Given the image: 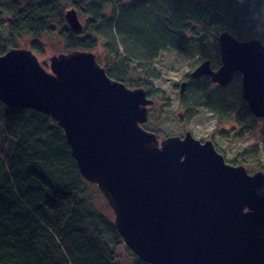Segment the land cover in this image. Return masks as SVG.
<instances>
[{
	"label": "water",
	"instance_id": "95a60500",
	"mask_svg": "<svg viewBox=\"0 0 264 264\" xmlns=\"http://www.w3.org/2000/svg\"><path fill=\"white\" fill-rule=\"evenodd\" d=\"M81 29L75 9L65 12ZM220 65L202 61L191 77L225 87L241 75V96L264 116V44L218 35ZM29 48L0 55V102L44 113L63 130L82 177L96 185L114 212L125 244L150 264H264V173L227 164L212 141H159L143 129V87L108 76L91 51L49 58L45 69ZM185 83H181L180 92Z\"/></svg>",
	"mask_w": 264,
	"mask_h": 264
},
{
	"label": "trees",
	"instance_id": "16d2710c",
	"mask_svg": "<svg viewBox=\"0 0 264 264\" xmlns=\"http://www.w3.org/2000/svg\"><path fill=\"white\" fill-rule=\"evenodd\" d=\"M107 8L114 16L106 15ZM69 9L90 16L89 26L73 31L64 17ZM0 27L6 31L0 34V55L21 48L18 41L24 36L26 48L44 55L42 35L57 30L67 52H94L103 39L113 55L104 67L108 76L128 88H144L145 78L129 77L126 66L116 62L118 48L104 33L121 42L127 66L130 58L149 62L168 49L180 52L195 44L201 63L209 60L217 68L220 32L264 44V0H0ZM197 28L212 32L213 54L194 32ZM188 77L199 84L193 105L202 104L219 118L231 111L241 124L253 117L240 93L239 73L232 78L236 95L215 101L208 99L209 76ZM146 123L142 127L149 131ZM66 143L48 115L0 102V264H117L118 247L134 258L132 264H150L125 244L114 216L96 208L94 194L104 197L80 175Z\"/></svg>",
	"mask_w": 264,
	"mask_h": 264
},
{
	"label": "rangeland",
	"instance_id": "374dc122",
	"mask_svg": "<svg viewBox=\"0 0 264 264\" xmlns=\"http://www.w3.org/2000/svg\"><path fill=\"white\" fill-rule=\"evenodd\" d=\"M105 12L109 17L114 16V11L111 8H107ZM5 16L6 14H1L2 18ZM77 16L82 25L81 29L89 26L90 16L82 15L80 12H77ZM5 32V29L0 27V34L4 35ZM194 32L204 39L205 48L211 49L213 54L212 40L214 36L212 32L200 28L195 29ZM103 37L111 41L113 46H117L119 55L118 58H114L116 62L126 66L130 73L129 77L145 78L144 88L150 93L149 97L154 100L149 107V120L145 125L150 128V132L158 135L155 134L158 139L167 136L183 137L189 131L198 140H211L227 164L241 165L247 169L248 173L255 171L264 173V120L254 116L256 119L247 120L241 124L231 111H222L219 118L202 104L193 105L195 102L192 97L193 91L199 84L192 82L188 76L201 62V48L193 44L192 47L180 52L168 49L149 62L130 58L131 63H128L127 66L121 42L118 39L114 41L110 32L104 33ZM41 39L46 47L44 55L33 53L37 57V61L49 70V58L60 53H67V51L64 49V42L59 37L58 30L53 34L42 35ZM27 40L28 37L21 38L18 41V47L26 48ZM99 44L94 52L98 63L105 67L113 55L109 57L110 50L106 47L105 40L100 39ZM201 77L198 80H201ZM184 81L186 86L181 93L180 84ZM237 87L234 81L229 82L225 87L213 84L208 88V99L215 101L221 99L223 95L231 94V92L235 96ZM231 96L230 98L233 99V95ZM233 104V109L236 110V101ZM244 153L245 155H242ZM94 195H96L94 198L96 208L112 218L114 215L111 210L107 209L105 197L101 198L97 192ZM117 253L118 256L115 259L117 264L133 263L134 258L124 248L118 247Z\"/></svg>",
	"mask_w": 264,
	"mask_h": 264
},
{
	"label": "bare ground",
	"instance_id": "6f19581e",
	"mask_svg": "<svg viewBox=\"0 0 264 264\" xmlns=\"http://www.w3.org/2000/svg\"><path fill=\"white\" fill-rule=\"evenodd\" d=\"M223 32H224V31H223ZM220 33H222V32H220ZM220 33H219V34H220ZM218 50H219V49H218ZM200 63H201V62H200ZM219 65H220V64H219ZM219 65H218V67H219ZM218 67H217V68H218ZM214 69H216V68H214ZM235 74H236V73H235ZM235 74H234V75H235ZM190 76H191V73H190ZM182 83H185V84H186L185 81L182 82ZM185 84H184V85H185ZM213 84H214V83H213ZM216 85H218V84H216ZM185 86H186V85H185ZM185 86H184V87H185ZM226 86H227V85H226ZM127 87H128V86H127ZM180 89H181V84H180ZM240 91H241V89H240ZM146 98H149V99H150L151 97H148V94H146ZM151 100H153V98H151ZM149 107H151V106H148V109H149ZM250 112H251V111H250ZM251 114H252V113H251ZM252 116L254 117L253 114H252ZM253 117H252V118H249V119H247V120H248V121L253 120ZM263 117H264V116H263ZM254 118H255V117H254ZM256 118H258V117H256ZM256 118H255V119H256ZM156 135H157V134H156ZM157 136H158V135H157ZM167 137H168V136H167ZM165 138H166V137H165ZM158 140L161 141V140H163V139H158ZM200 141H201V140H200ZM204 141H207V140H204ZM204 141H202V142H204ZM210 141H211V140H210ZM212 143H213V142H212ZM213 145H214V144H213ZM218 152H219V151H218ZM233 166H237V165H236V164H233ZM246 170H247V169H246ZM257 172H259V171H257ZM255 173H256V171L253 172V173H249V174L253 175V174H255ZM106 202H107V201H106ZM112 211H113V210H112ZM113 213H114V212H113Z\"/></svg>",
	"mask_w": 264,
	"mask_h": 264
},
{
	"label": "flooded vegetation",
	"instance_id": "af4514ba",
	"mask_svg": "<svg viewBox=\"0 0 264 264\" xmlns=\"http://www.w3.org/2000/svg\"><path fill=\"white\" fill-rule=\"evenodd\" d=\"M189 76H190V74H189ZM191 77V76H190ZM214 85H216V84H214ZM184 91V90H183ZM154 101V100H153ZM260 118V117H259ZM264 117H262L261 119H263Z\"/></svg>",
	"mask_w": 264,
	"mask_h": 264
}]
</instances>
